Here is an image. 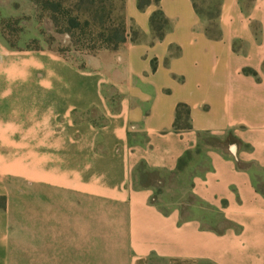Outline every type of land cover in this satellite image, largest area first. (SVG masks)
I'll return each mask as SVG.
<instances>
[{"label":"crops","instance_id":"obj_1","mask_svg":"<svg viewBox=\"0 0 264 264\" xmlns=\"http://www.w3.org/2000/svg\"><path fill=\"white\" fill-rule=\"evenodd\" d=\"M150 1L92 66L0 42V264H264V0Z\"/></svg>","mask_w":264,"mask_h":264},{"label":"rangeland","instance_id":"obj_2","mask_svg":"<svg viewBox=\"0 0 264 264\" xmlns=\"http://www.w3.org/2000/svg\"><path fill=\"white\" fill-rule=\"evenodd\" d=\"M38 1L43 2V0H0V42L15 49L52 51L79 66H89V64L92 66V63L95 62L94 59H100L106 53L117 51L106 49L101 42L99 36L103 31L100 24L109 26V16L112 22H119L124 16V0H97L94 6L90 4L92 0L81 2L78 0H54L71 8L74 15L81 14V16L89 18L93 25L95 24L90 29L88 27V29L74 30L71 36L62 33V18L60 15H57L59 17L57 24L51 22L49 14L41 8L40 4L37 3ZM194 1L200 11L212 16L216 14L220 3V0ZM35 38H38L39 41H36ZM205 143L213 144L215 142L211 139H205ZM142 174L145 179L144 183L142 181L143 184L157 185L159 181H162L166 184L164 185V192L171 199L185 197L188 201H192L190 195L182 193L180 196L176 193L177 188L183 187V184L177 178L159 176L151 172ZM142 174L138 173L136 176V181L139 184L141 183L139 177H142ZM160 185L158 184V186ZM12 186H15L12 182L7 183L5 181L2 184V188L6 190L11 189ZM6 190L4 192H7ZM7 203V197L0 195V208L5 209ZM107 253V250L96 248V264L105 261L106 258L104 257L108 255Z\"/></svg>","mask_w":264,"mask_h":264},{"label":"trees","instance_id":"obj_3","mask_svg":"<svg viewBox=\"0 0 264 264\" xmlns=\"http://www.w3.org/2000/svg\"><path fill=\"white\" fill-rule=\"evenodd\" d=\"M78 1L81 2L83 0H78ZM192 1H193L196 12L202 16L207 17L208 19L212 21V23L210 24V30L208 29V31H211V27L212 28L215 27L214 20L218 17V10L216 14L212 16L208 13L200 11L195 1L194 0ZM155 2L158 3L159 0H155ZM37 3L40 4L41 8L49 14V19L51 22L56 23L57 21H59V17L57 15H60V17L62 18V28H63L62 33H67L68 35L71 36L73 35L72 31L74 30H81L82 28L88 29V27L90 29L95 25V24L93 25V23L91 22L89 18L81 16V14L74 15L71 8L63 6V4L60 2H56L54 0H43V2L38 1ZM96 3H97V0H92L90 2V4L93 6ZM124 3H125V0H124ZM150 3H151L150 0H139V8L143 9L146 5ZM108 19L110 21L109 26H104L103 24H100V28L102 29L103 32L102 34H100L99 37L103 45L106 47V49L118 50L121 46H123L124 44L128 42L129 35H128L126 17L124 14V16L120 19V21L116 23L112 22L110 16ZM167 24H168V21L166 20V18L164 17L161 11H157L152 15L151 26L158 39L163 38ZM35 40L39 41L38 38H35ZM132 41H135V34L133 35ZM7 48L10 50H44V49H15L14 47H7ZM174 127L176 130L191 129L190 110L186 105H179L177 107L176 120L174 123ZM189 155L190 154H187L186 157L180 161L178 165V172L183 171V164L186 162L185 160L189 157ZM144 172H149V171L145 167L140 168L139 173L142 174ZM168 176H173L174 178H177L180 183L185 184V182L180 176V173L176 172V173L167 175V177ZM139 179L141 180V182L142 181L145 182L143 174H142V177H139Z\"/></svg>","mask_w":264,"mask_h":264}]
</instances>
